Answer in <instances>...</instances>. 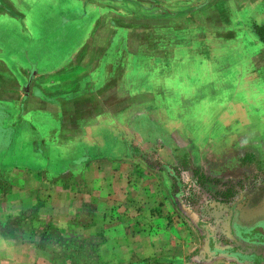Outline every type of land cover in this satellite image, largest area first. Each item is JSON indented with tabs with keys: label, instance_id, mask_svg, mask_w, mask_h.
<instances>
[{
	"label": "crops",
	"instance_id": "crops-1",
	"mask_svg": "<svg viewBox=\"0 0 264 264\" xmlns=\"http://www.w3.org/2000/svg\"><path fill=\"white\" fill-rule=\"evenodd\" d=\"M163 1L0 0V180L7 178L29 190L32 203L23 198L11 200L21 212L53 207L58 197L63 209L58 220L70 214L64 212L70 205L78 221L93 222L102 215L107 223L118 224L117 213L125 206L131 212L147 202L145 174L135 166L132 155H124L110 143L115 118L121 120L122 127L127 125L122 119L124 112L115 116L119 105L124 109V93L111 101L99 88L108 93L114 77L107 70L114 55L109 58L103 50L114 46L119 30L126 26L173 19L163 17V12H172L171 7H161ZM169 1L190 3L180 10L186 9L185 15L173 21L185 27L186 35L198 37L200 47L188 59L202 61L203 71L211 72L209 83L214 86L210 99L221 101L214 103L221 107L224 97L220 94H243V101L231 106L244 112L245 118L241 120L239 113L233 119L253 123L252 109H264V40L257 32V28L264 29V0ZM190 35L186 36L187 47L194 44ZM100 63H106L105 69H99ZM227 76L233 81L224 86L221 78ZM230 100L233 103V98ZM258 116L264 121L262 113ZM123 131L121 139L127 137ZM260 141L264 149V138ZM247 147L235 149L239 153L252 151ZM27 184L41 190L33 192ZM161 186L149 187L155 192L164 189ZM165 186L169 190L170 186ZM154 195L153 201H148L158 206L159 213L153 211L149 227L136 228L138 222L126 216L127 212L121 217L120 230L128 239L130 232L136 231L139 237L154 242L156 235H163L161 223L176 221L170 208L174 200L171 191L165 200L161 194ZM118 197L126 204H118ZM214 216L218 225L211 220ZM208 217L205 247L210 248L214 238L218 258L239 264L264 262V195L250 203L231 200ZM0 236L8 237L3 229Z\"/></svg>",
	"mask_w": 264,
	"mask_h": 264
},
{
	"label": "rangeland",
	"instance_id": "rangeland-1",
	"mask_svg": "<svg viewBox=\"0 0 264 264\" xmlns=\"http://www.w3.org/2000/svg\"><path fill=\"white\" fill-rule=\"evenodd\" d=\"M188 4L163 1L161 7H171L172 11L167 15L163 12V17L173 19L126 26L119 30L114 46L107 45L103 50L109 58L114 55L107 65L114 77L108 93L102 92L104 88L99 91L111 101L123 93L125 97L124 109L119 105L115 116L124 112L122 119L127 125L122 127L121 120L115 118L110 143L124 155H132L135 166L145 174L147 202L131 212L125 206L117 213L118 224L107 223L102 215L97 221H78L70 205L64 210L70 214L58 220L63 212L58 197L53 207L21 212L11 200L23 198L32 203L29 190L4 178L0 180V231L3 229L8 237L0 236V264H239L215 255L218 243L214 238L211 247H205L209 239L208 213L227 206L231 200L250 203L263 197L264 149L260 140L264 138V121L258 115H264V109H252L255 121L241 124L233 118L240 113L244 120V112L231 105L243 101V94H220L224 97L221 107L214 104L221 101L210 99V88L214 86L209 83L211 72L203 71L202 61L192 63L188 59L200 47L198 37L188 33L194 44L187 47L185 27L173 21L185 15L186 9L180 10ZM105 66L100 63L99 69ZM221 79L224 86L233 81L230 76ZM122 131L127 135L124 139ZM246 144V149L252 151H236L235 147ZM151 184L164 185V189L154 192ZM166 184L174 197L170 208L176 221L161 223L163 235H156L154 242L139 237L136 231L130 232L128 239L120 230L121 217L127 212L126 216L138 222L133 223L136 228L151 225L149 217L158 206L155 208L148 200L153 201L154 194L167 199ZM40 190L33 187V192ZM117 202L126 204L121 197ZM214 219L212 222L218 225Z\"/></svg>",
	"mask_w": 264,
	"mask_h": 264
},
{
	"label": "trees",
	"instance_id": "trees-1",
	"mask_svg": "<svg viewBox=\"0 0 264 264\" xmlns=\"http://www.w3.org/2000/svg\"><path fill=\"white\" fill-rule=\"evenodd\" d=\"M257 32L261 35V37L263 38L264 40V29L262 28H257ZM0 117H2V115L0 114ZM1 120V119H0ZM241 257H245V254L241 253Z\"/></svg>",
	"mask_w": 264,
	"mask_h": 264
},
{
	"label": "water",
	"instance_id": "water-1",
	"mask_svg": "<svg viewBox=\"0 0 264 264\" xmlns=\"http://www.w3.org/2000/svg\"><path fill=\"white\" fill-rule=\"evenodd\" d=\"M262 264H264V262H262Z\"/></svg>",
	"mask_w": 264,
	"mask_h": 264
}]
</instances>
